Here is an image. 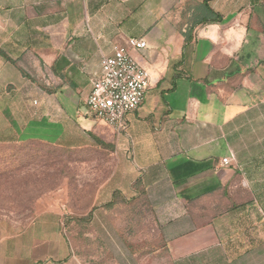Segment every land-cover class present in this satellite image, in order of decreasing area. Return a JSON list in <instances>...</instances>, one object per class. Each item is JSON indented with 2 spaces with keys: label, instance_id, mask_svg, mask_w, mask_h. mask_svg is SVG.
<instances>
[{
  "label": "crops",
  "instance_id": "0c3cea01",
  "mask_svg": "<svg viewBox=\"0 0 264 264\" xmlns=\"http://www.w3.org/2000/svg\"><path fill=\"white\" fill-rule=\"evenodd\" d=\"M131 37L151 86L118 134L87 98ZM27 142L108 154L86 224L106 252L134 236L142 260L157 241L173 264H264V0H0V143ZM0 264L86 263L49 208L1 234Z\"/></svg>",
  "mask_w": 264,
  "mask_h": 264
},
{
  "label": "rangeland",
  "instance_id": "374dc122",
  "mask_svg": "<svg viewBox=\"0 0 264 264\" xmlns=\"http://www.w3.org/2000/svg\"><path fill=\"white\" fill-rule=\"evenodd\" d=\"M113 167L108 154L95 148L72 149L42 142L0 143V236L25 226L42 209L60 208L74 249L86 264H173L168 259L159 260L167 255L156 254L157 241L151 242L146 249L148 257L142 260L143 246L134 236L122 238L120 250L112 253L91 237L93 229L86 224L93 219L97 191ZM139 205L146 208V203ZM117 206L123 219L132 216L143 223L141 231L154 233L153 214L148 208L131 214L123 212L131 204L119 201ZM128 231L135 233L134 229ZM131 253L138 254L140 260L122 261Z\"/></svg>",
  "mask_w": 264,
  "mask_h": 264
},
{
  "label": "built area",
  "instance_id": "2783aa9c",
  "mask_svg": "<svg viewBox=\"0 0 264 264\" xmlns=\"http://www.w3.org/2000/svg\"><path fill=\"white\" fill-rule=\"evenodd\" d=\"M147 47L144 38L131 37L126 45H117L111 55L101 59V71L92 80L87 104L93 114L118 134L126 127L128 114L143 103L151 86V73L131 54V48ZM228 165V157L223 158Z\"/></svg>",
  "mask_w": 264,
  "mask_h": 264
},
{
  "label": "trees",
  "instance_id": "16d2710c",
  "mask_svg": "<svg viewBox=\"0 0 264 264\" xmlns=\"http://www.w3.org/2000/svg\"><path fill=\"white\" fill-rule=\"evenodd\" d=\"M216 17L218 18L219 16L216 15ZM112 204V203H111ZM108 205V204H107Z\"/></svg>",
  "mask_w": 264,
  "mask_h": 264
}]
</instances>
